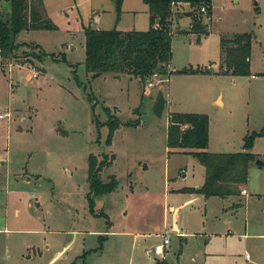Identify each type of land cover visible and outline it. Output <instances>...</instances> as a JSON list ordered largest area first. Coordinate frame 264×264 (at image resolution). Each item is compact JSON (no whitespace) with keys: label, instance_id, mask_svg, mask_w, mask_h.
Masks as SVG:
<instances>
[{"label":"rangeland","instance_id":"obj_1","mask_svg":"<svg viewBox=\"0 0 264 264\" xmlns=\"http://www.w3.org/2000/svg\"><path fill=\"white\" fill-rule=\"evenodd\" d=\"M128 2L134 10L144 4ZM115 4L43 0L56 29L21 32L16 41L26 45L16 57L6 58L0 50V115L9 113L0 118V264H154L146 248L159 243L164 232L172 241L164 260L177 261L180 239L172 234L176 214L169 207L190 198L196 200L178 213L185 234H198L189 252L204 243L214 253L207 264H245L247 252L263 260L264 166L257 161L264 160V137L249 150L255 160L240 184L247 196L239 195L242 190L224 199L166 196L168 187L200 183L205 168L168 145L169 108L157 116L155 105L159 91L171 89L175 112L209 115L210 152H247L244 138L264 127V0H213L209 16L176 8L173 73L168 81L154 76L153 86L145 82V95L141 81L127 73L93 78L85 66L84 28L112 29L118 20ZM0 9L8 17L10 2L0 0ZM193 20L209 30L200 39L191 31ZM134 21L137 28H148L142 12L126 14L122 28L131 29ZM238 33L251 35L250 74H222L221 41ZM38 44L47 53L42 60L26 55ZM32 67L40 70L38 76ZM184 68L204 73H176ZM219 96L223 104L216 102ZM113 116L121 125L108 142ZM112 155L116 159L101 178L109 182L115 176L118 185L97 197L95 206L109 215L108 227L106 218L90 212L87 195L90 157L99 163ZM99 235H109L102 253L94 251Z\"/></svg>","mask_w":264,"mask_h":264},{"label":"trees","instance_id":"obj_2","mask_svg":"<svg viewBox=\"0 0 264 264\" xmlns=\"http://www.w3.org/2000/svg\"><path fill=\"white\" fill-rule=\"evenodd\" d=\"M10 14L5 17L0 9V50L4 57H16L18 50L26 45L18 44L17 36L23 31L56 29V25L44 13L43 0H8ZM149 7V28L147 30H119L95 29L91 25L84 28L85 41V66L97 78L106 73L119 75L127 73L139 79L143 86L155 73L166 76L168 79L173 71L169 70L172 57V28L171 24L176 8L189 4L192 13L205 7L208 14L213 9V0H143ZM118 17L122 13L123 0H115ZM180 13V12H178ZM199 35L207 34L209 30L192 21V29ZM224 64L221 66L222 74L249 75L251 57V35L238 33L231 38L222 39ZM26 53V52H25ZM38 60L47 56L41 45L32 48ZM164 65V68L162 67ZM178 74L204 73L201 69L184 68L177 70ZM143 88V95L146 93ZM109 121L108 142L113 138L114 132L121 125L116 116ZM129 123H127L128 125ZM130 125V124H129ZM258 137H264V127L260 132L247 135L245 148L247 152L237 153H212L208 150L210 138V117L205 113L173 112L169 116L168 145L171 148L184 150V153L193 155L206 170L205 181L199 188L184 187L177 192L201 193L205 197H226L236 193V187L248 179L249 162L255 160V155L249 150L253 147ZM112 155L109 160L90 157L89 182L90 191L87 195L90 212L96 217H104L109 222L105 211L97 212L95 209L96 198L111 193L118 185L115 176L109 182H104L101 172L109 167L114 160ZM103 249L102 246L98 250ZM88 253V252H87ZM156 264H175L167 260H157Z\"/></svg>","mask_w":264,"mask_h":264},{"label":"crops","instance_id":"obj_3","mask_svg":"<svg viewBox=\"0 0 264 264\" xmlns=\"http://www.w3.org/2000/svg\"><path fill=\"white\" fill-rule=\"evenodd\" d=\"M129 0H123V3H122V15L120 16V17H118V20H117V22L115 23V25H114V27H116L117 29H119V30H123V31H128V30H143L142 28H137L136 27V25H135V22L136 21H134V23H133V25H132V28L131 29H124V28H122V24H123V22H124V17H125V15L126 14H128V13H130V12H134V13H138V12H142L143 14H147L148 15V17H149V19H150V14H149V7H148V5L147 4H145L144 2V4H143V6H142V8L141 9H139V10H134V9H131V8H127V3H129L128 2ZM143 1V0H142ZM179 7H186V8H190V5L189 4H183V5H181V6H179ZM115 8H116V4H115ZM178 8V7H177ZM113 11V10H112ZM116 12H117V10H116ZM181 13V12H180ZM117 16H118V13H117ZM135 17H136V14H135V16H134V19H135ZM99 20V19H98ZM84 24V23H83ZM82 24V25H83ZM91 26L93 27V25L91 24ZM113 27V28H114ZM94 28L95 29H102V28H100V27H98V26H94ZM148 28H149V25H148ZM147 28V29H148ZM147 29H144V30H147ZM169 80V78L167 79V81ZM165 97H166V100H167V104H166V107H165V109L168 107L169 109H168V119H169V116H170V114L171 113H173V112H175L174 110H173V106H175V98H174V96H173V93H172V90L170 89L169 90V92H168V94L166 93V91H165ZM216 102L217 103H219L220 102V104H223V99H222V97L221 96H219L217 99H216ZM164 113V112H163ZM210 149V145H209V148H208V150ZM180 150V152H183L184 150H182V149H179ZM211 151V150H210ZM264 161V160H263ZM258 165V164H257ZM143 167H146V164H143ZM204 167V166H203ZM205 168V167H204ZM182 169H184V168H182ZM181 169V170H182ZM205 175H206V170H205V172H204V176H203V179H201L202 181L200 182V183H198V184H196V185H182V186H178V187H172L171 189H170V187H168L167 188V190H166V196H169V195H171V194H183L184 196H186V197H188L189 195H193V194H196V193H193V194H190V193H182V192H177V190H180V189H182V188H184V187H196V188H199V187H201L202 185H203V183H204V181H205ZM244 185H239L238 186V188H237V191L238 190H243V187ZM245 189V188H244ZM237 191H236V193L235 194H232V195H229V196H235L236 195V197H237V195H238V193H237ZM248 192V191H247ZM249 194V192L247 193V194H243V193H241V194H239V195H245V196H247ZM229 196H226V197H218V196H212V197H218V198H222V199H224V198H227V197H229ZM203 197H205L204 195H203ZM206 199H208L207 197H205ZM210 198V197H209ZM196 200V198H190V199H187L186 201H185V203H183L182 205H180V206H178V207H169V209L171 210V211H174L175 212V214H176V216H175V219H174V230H177V231H179V232H181L182 233V235L181 236H176V235H174L175 237H177V238H179L180 240V247L177 249V252H175V254L177 255V261L176 260H174V261H170V262H172V263H175V264H207V261L208 260H210L211 258H212V256H214V253L213 252H210L207 248H206V246H205V244L203 243V246L202 247H199V249H197V250H195V251H193L192 253L191 252H189V250H188V247H189V245H190V243H191V241H192V239H196L197 240V238H198V234L196 235V233H186L185 234V232L183 231V228L178 224V213H179V208L180 207H183V206H185V205H188V204H190V203H192L193 201H195ZM165 212H166V209H165ZM107 214V213H106ZM108 215V214H107ZM166 215V214H165ZM95 216V215H94ZM108 217H109V215H108ZM109 219V224L107 225L108 227H111L112 226V221L110 220V217L108 218ZM107 222H108V220H107ZM106 232H108V231H106ZM143 234V236L144 237H149L152 233H147V234H144V233H142ZM108 236L109 235H107V236H105V235H99V237H98V240H99V246L97 247V248H95L94 249V251L95 252H103L104 251V242L108 239ZM171 243H172V241H171ZM102 246V248L103 249H101V250H98V248L99 247H101ZM91 251V250H90ZM62 252V251H61ZM61 252L59 253V254H61ZM171 246H170V249H169V253H168V255H170L171 254ZM84 253H85V251H84ZM146 253L150 256V257H154L155 258V261H154V264H156V256H154V254H153V245H149L148 246V248H146ZM246 255H249L250 256V261H248L247 259H246ZM246 255H245V264H264V259L262 260V259H259V258H256L255 257V259H253L252 258V255L249 253V252H247L246 253ZM181 257H183V258H186V260H185V262L183 263V262H181L180 261V259H181ZM57 258V256L54 258V259H56ZM54 259L51 261V262H53L54 261ZM187 261V262H186ZM230 264H238V262L237 261H235L234 263H230Z\"/></svg>","mask_w":264,"mask_h":264},{"label":"built area","instance_id":"obj_4","mask_svg":"<svg viewBox=\"0 0 264 264\" xmlns=\"http://www.w3.org/2000/svg\"><path fill=\"white\" fill-rule=\"evenodd\" d=\"M197 13L198 14H206L207 16H209L208 11H207V9L205 7H202ZM32 71H33V75L34 76H38V74L40 72V70H38L36 67H32ZM158 75H160V74L155 73L153 75V77L154 76H158ZM153 77L151 79L147 80V82H149V85L150 86H153L154 85ZM5 116H9V113L6 114V115H2L1 114L0 115V118H4ZM185 173H186V170L185 169H182L181 170V174H185ZM242 193L243 194H247L248 192H247L246 189H243L242 190ZM172 234H174L176 236H181L182 235V233L179 232V231H177V230H174V232ZM170 246H171V234L164 232L162 234V240L159 243H157V244H155L153 246V254H154V256H156L160 260H164L166 258V254L169 253ZM246 259L248 261H250V256L249 255H246Z\"/></svg>","mask_w":264,"mask_h":264},{"label":"water","instance_id":"obj_5","mask_svg":"<svg viewBox=\"0 0 264 264\" xmlns=\"http://www.w3.org/2000/svg\"><path fill=\"white\" fill-rule=\"evenodd\" d=\"M162 67L164 68V65ZM166 104H167V100L165 97V92L163 89H161L158 93L157 102L155 105V112H156L157 116H162V114L165 110ZM257 164L264 166V161L258 160Z\"/></svg>","mask_w":264,"mask_h":264}]
</instances>
